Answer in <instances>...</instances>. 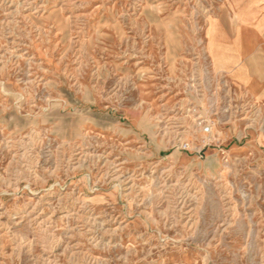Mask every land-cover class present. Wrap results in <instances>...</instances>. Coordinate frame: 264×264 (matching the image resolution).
<instances>
[{"label": "rangeland", "instance_id": "1", "mask_svg": "<svg viewBox=\"0 0 264 264\" xmlns=\"http://www.w3.org/2000/svg\"><path fill=\"white\" fill-rule=\"evenodd\" d=\"M238 1L0 0V264H264V110L205 54Z\"/></svg>", "mask_w": 264, "mask_h": 264}, {"label": "crops", "instance_id": "2", "mask_svg": "<svg viewBox=\"0 0 264 264\" xmlns=\"http://www.w3.org/2000/svg\"><path fill=\"white\" fill-rule=\"evenodd\" d=\"M205 54L240 103L264 110V0L234 3L210 22Z\"/></svg>", "mask_w": 264, "mask_h": 264}, {"label": "built area", "instance_id": "3", "mask_svg": "<svg viewBox=\"0 0 264 264\" xmlns=\"http://www.w3.org/2000/svg\"><path fill=\"white\" fill-rule=\"evenodd\" d=\"M205 131H207L208 132V127H206V130Z\"/></svg>", "mask_w": 264, "mask_h": 264}]
</instances>
